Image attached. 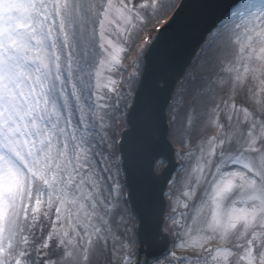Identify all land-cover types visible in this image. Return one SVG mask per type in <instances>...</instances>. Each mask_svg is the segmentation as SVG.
<instances>
[{"label":"snow or ice","instance_id":"obj_1","mask_svg":"<svg viewBox=\"0 0 264 264\" xmlns=\"http://www.w3.org/2000/svg\"><path fill=\"white\" fill-rule=\"evenodd\" d=\"M174 7L0 0V264H149L141 251L161 240L167 248L159 204L172 190L146 196L133 237L125 220L132 193L124 194L116 152L141 156L154 130L158 109L142 85L148 59L164 54V36L145 35L144 26ZM121 45L144 57V71L132 58L135 91L113 79ZM199 46L207 52L200 74L179 81L170 106L188 139L177 153L183 222L173 248L191 251H170L163 264H264V0H233L212 16ZM122 117L128 128L117 141L109 133ZM144 163L151 173L155 157Z\"/></svg>","mask_w":264,"mask_h":264},{"label":"water","instance_id":"obj_2","mask_svg":"<svg viewBox=\"0 0 264 264\" xmlns=\"http://www.w3.org/2000/svg\"><path fill=\"white\" fill-rule=\"evenodd\" d=\"M233 0H184L179 11L172 21L159 33L164 36V54L155 53L147 61L148 77L143 81L142 88L151 92L158 109L154 130L147 136L143 144V153L136 158L122 156L123 170L126 184L132 193L131 205L135 203V213L142 212L148 199H155L156 195L163 192L165 184L174 169L172 150L167 141V126L165 109L168 106L175 84L180 80L185 68L190 64L192 57L200 45V35L210 22L213 15L226 8ZM211 5L212 7H208ZM159 80V87L156 81ZM167 81L165 85L164 81ZM155 157V161L163 157L168 162V168L161 175L151 173L144 163V157ZM162 214L158 227L162 224L164 202L159 204ZM138 216V215H137ZM139 218L138 232L141 230V217ZM161 232V231H160ZM165 242H161L145 251L140 252L142 261L147 258L150 262L165 249Z\"/></svg>","mask_w":264,"mask_h":264},{"label":"rangeland","instance_id":"obj_3","mask_svg":"<svg viewBox=\"0 0 264 264\" xmlns=\"http://www.w3.org/2000/svg\"><path fill=\"white\" fill-rule=\"evenodd\" d=\"M176 0H172L173 3H175ZM149 2H152V0H149ZM165 16V15H164ZM163 17V16H162ZM151 19L148 20L147 24L149 23ZM158 20H154L153 23L149 24V26L146 28V26H144V31L145 30H151L153 25L157 24ZM146 24V25H147ZM138 43V42H137ZM121 47L125 48L124 52L120 53V65L118 66V71H116L113 75V79L118 81V85L122 86L125 92L128 91H134L136 88V85L138 83L139 77L137 76L136 78H132V80H127L126 78H124V72L126 70H131V72L133 73L135 71V68L132 66V58L134 57L133 53L137 54L135 52V48L136 45L131 46V48L125 46V45H121ZM207 52H205L203 49H199V51L197 52V54L195 55V57L193 58L192 62L189 64L188 67H186V69L184 70L185 76L188 73H192L194 75H199L200 74V60L199 58L201 56H206ZM143 55L139 54L138 56V62L140 63V71L142 70V66H143ZM126 58V59H125ZM125 60V61H124ZM124 63V64H123ZM184 75V74H183ZM185 76H183L181 78V80H183L185 78ZM180 87V83L177 84V88ZM184 87L187 89H189L188 84L184 85ZM172 95V94H171ZM176 95V93L174 94ZM130 99V98H129ZM172 101V100H171ZM171 101H170V105L167 109V117H168V125H169V131L171 130V135L169 138L171 143L173 144V147L175 148V153H176V159L177 161L180 163H182V161L179 159V156L177 155L178 152L182 151V150H186V147L188 145V139L184 134V126L183 124L180 122V120L178 119L177 121L173 122L172 116L170 115V106H171ZM176 111L180 112L181 111V106L180 105H176ZM121 112H123V108L121 109ZM177 124L180 125L179 129L176 126V129H174V126ZM125 127V118H120L118 120L115 121V123L112 126V130L109 133L110 136H118L119 134V130L121 128ZM176 131V132H175ZM170 134V132H169ZM116 155L118 156V153L116 152ZM162 164V161L157 162L155 168L158 170L160 165ZM159 166V167H158ZM121 176H122V172L120 174V182L121 184L124 186L123 189H125V185L121 180ZM182 176V172L180 171L179 168H177L176 172L173 174L166 192L167 193L169 191V189L172 190L173 192V198L170 200L169 197L167 195H165L166 197V202H167V213H166V217H165V223H164V230L170 235V245L168 250L165 252V254L161 257H159V260L161 261V264H163V261L165 260L166 257H168L170 255V251H176L178 255L180 254H184L187 255L191 250L190 249H184V248H180V247H176L173 248V242L175 241L177 244L179 243V241L177 240V232L180 231V224L183 222L181 220V218L179 217V214L177 212L173 213L172 209L175 206H179L180 203H177V201H180V195L181 192L179 190L180 185L182 184V181L180 180V177ZM175 180L176 183L175 185L172 184V181ZM128 211L125 215V220L127 221V225L130 226L131 229V235L134 237V229H135V218L130 210L129 205H127ZM173 217V218H169V217ZM128 219H131V222H129ZM49 228V223L46 222L43 225H40L37 227L36 232L33 234L36 237L40 236V231L41 229H47ZM46 235V232H45ZM31 239V237H30ZM37 245H39L40 240L37 239L36 240ZM101 262V264H105V261L103 259V257H101L98 260ZM97 263V264H98Z\"/></svg>","mask_w":264,"mask_h":264},{"label":"bare ground","instance_id":"obj_4","mask_svg":"<svg viewBox=\"0 0 264 264\" xmlns=\"http://www.w3.org/2000/svg\"><path fill=\"white\" fill-rule=\"evenodd\" d=\"M166 18H167V14H166V16H164V17H162V18H160V19H166ZM160 19H159V20H160ZM159 20H158V21H159ZM153 21H154V20L151 19V20L149 21V23L147 24V26H149V24L153 23ZM158 24H159V22H158ZM200 49H201V47H200ZM199 60H200V59H199ZM199 64H200V63H199ZM186 71H187V70H186ZM186 71H185V73H186ZM185 73H184L183 76H185ZM131 80H132V78H131ZM188 86H189V89H188V88H187V89L190 91V90H191V84L189 83ZM176 89H177V87H176L175 90H174V93H173L172 99H173V97L175 96L174 94L176 93ZM176 126H177V124L174 126V129H176ZM179 126H180V125L177 126L178 129H179ZM169 132H170V134H169V138H171V137H170V135H171V130H170ZM175 132H176V131H175ZM179 190H180L181 193L183 192V190H184V189H183V183L180 185ZM180 198H181V195H180ZM181 204H182V201L180 200V204H179V206H175V208L177 209L176 212H177L178 214H179V211H180V208H181ZM135 222H136V221H135ZM127 226H128V225H127ZM128 227L130 228V226H128ZM133 233H134V231H133ZM97 263H98V261H97ZM98 264H101V262L99 261Z\"/></svg>","mask_w":264,"mask_h":264}]
</instances>
